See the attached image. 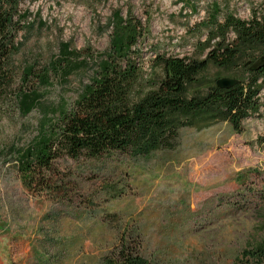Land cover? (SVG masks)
<instances>
[{
    "label": "rangeland",
    "instance_id": "rangeland-1",
    "mask_svg": "<svg viewBox=\"0 0 264 264\" xmlns=\"http://www.w3.org/2000/svg\"><path fill=\"white\" fill-rule=\"evenodd\" d=\"M216 7L219 19L228 12L245 21L264 16V0L20 5L29 15L16 31L11 85L0 101V264H106L121 242L136 244L150 264H253L244 251L264 240V88L258 114L242 122L240 133L215 123L182 128L171 149L148 156H62L43 191L28 189L18 171L21 151L72 107L105 59L114 12L131 11L141 23L130 62L144 85L159 73V55L199 56L207 36L199 25ZM64 44L80 56L70 68ZM32 90L42 98L22 114L17 95Z\"/></svg>",
    "mask_w": 264,
    "mask_h": 264
},
{
    "label": "trees",
    "instance_id": "trees-1",
    "mask_svg": "<svg viewBox=\"0 0 264 264\" xmlns=\"http://www.w3.org/2000/svg\"><path fill=\"white\" fill-rule=\"evenodd\" d=\"M25 1L0 0V101L11 85V58L18 51L16 31L29 15L19 9ZM218 9L214 8L199 25L207 34L198 43L199 56L159 55L154 61L159 73L144 85L130 62L141 23L131 11L125 17L114 12L109 51L97 65L90 83L70 109L60 112L48 132H42L21 151L18 171L25 186L34 190L37 185L38 191L49 189L53 163L62 156L97 159L127 151L133 157L148 156L171 149L182 128L202 130L215 123H227L240 133L242 122L258 114L261 107L264 16L253 15L245 21L228 12L219 19ZM230 33L233 39H229ZM61 50L68 68L75 58H80L67 44ZM257 58L262 59L261 68L249 71ZM210 69L216 70L213 77H208ZM31 72V67L24 69L23 80L30 78ZM220 77L235 78L239 83L219 89L215 80ZM17 98L21 113L28 114L42 95L35 90L21 91ZM244 256L253 264H264V240L244 251ZM106 264L150 263L136 244L121 242Z\"/></svg>",
    "mask_w": 264,
    "mask_h": 264
},
{
    "label": "water",
    "instance_id": "water-1",
    "mask_svg": "<svg viewBox=\"0 0 264 264\" xmlns=\"http://www.w3.org/2000/svg\"><path fill=\"white\" fill-rule=\"evenodd\" d=\"M262 64H263L262 59L259 58L249 66V71H257L259 68H261ZM238 83H239L238 79L230 78V77H220L215 80V85L219 89H229L231 87H234Z\"/></svg>",
    "mask_w": 264,
    "mask_h": 264
}]
</instances>
